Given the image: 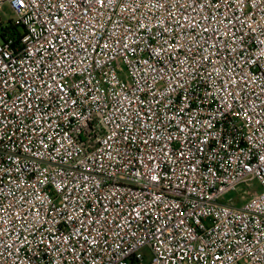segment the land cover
I'll list each match as a JSON object with an SVG mask.
<instances>
[{"label": "built area", "instance_id": "1", "mask_svg": "<svg viewBox=\"0 0 264 264\" xmlns=\"http://www.w3.org/2000/svg\"><path fill=\"white\" fill-rule=\"evenodd\" d=\"M5 6L0 264H264V0Z\"/></svg>", "mask_w": 264, "mask_h": 264}, {"label": "rangeland", "instance_id": "2", "mask_svg": "<svg viewBox=\"0 0 264 264\" xmlns=\"http://www.w3.org/2000/svg\"><path fill=\"white\" fill-rule=\"evenodd\" d=\"M0 17L3 21V25L6 26V25L10 24V22L12 21L13 14L9 10V8L7 6H5L0 11ZM259 191H260V187H259V184L257 182L253 183V189L247 188L245 185H242L238 188V192H231V193L227 194L225 196V200H231V199L237 200L238 199V193L244 194V196L247 197V199H248L249 197L253 196L254 194L258 193ZM149 260H150V256L147 255L146 259L141 264H148Z\"/></svg>", "mask_w": 264, "mask_h": 264}, {"label": "trees", "instance_id": "3", "mask_svg": "<svg viewBox=\"0 0 264 264\" xmlns=\"http://www.w3.org/2000/svg\"><path fill=\"white\" fill-rule=\"evenodd\" d=\"M18 34L16 29L13 26H10L4 30L3 37L9 38L10 36L15 38V36Z\"/></svg>", "mask_w": 264, "mask_h": 264}]
</instances>
